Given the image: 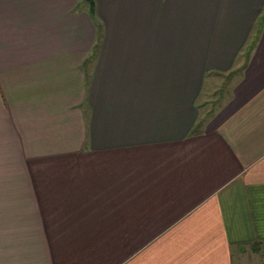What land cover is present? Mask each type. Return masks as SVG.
Listing matches in <instances>:
<instances>
[{"label":"crops","instance_id":"0c3cea01","mask_svg":"<svg viewBox=\"0 0 264 264\" xmlns=\"http://www.w3.org/2000/svg\"><path fill=\"white\" fill-rule=\"evenodd\" d=\"M93 2L0 0V264H252L264 0Z\"/></svg>","mask_w":264,"mask_h":264},{"label":"rangeland","instance_id":"374dc122","mask_svg":"<svg viewBox=\"0 0 264 264\" xmlns=\"http://www.w3.org/2000/svg\"><path fill=\"white\" fill-rule=\"evenodd\" d=\"M205 91H206V90H205ZM256 248H257V250H258V251H257L258 253L263 254L264 250L262 249L261 246H257ZM258 253H256L255 251H254V254L248 252V255H249L251 258H253V259H251V262H252V260L254 261L252 264H262V262H263V258H262V256L258 257ZM258 259H260V261H259Z\"/></svg>","mask_w":264,"mask_h":264},{"label":"trees","instance_id":"16d2710c","mask_svg":"<svg viewBox=\"0 0 264 264\" xmlns=\"http://www.w3.org/2000/svg\"><path fill=\"white\" fill-rule=\"evenodd\" d=\"M84 3H85V5H86L87 10L89 11L90 15H91L93 18H95V17H94V2H93V0H84ZM262 249L264 250L263 247H262ZM262 258H263V262H262V264H264V252H263V254H262Z\"/></svg>","mask_w":264,"mask_h":264}]
</instances>
